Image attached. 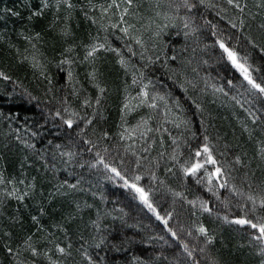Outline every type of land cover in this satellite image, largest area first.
<instances>
[{
  "label": "trees",
  "instance_id": "trees-1",
  "mask_svg": "<svg viewBox=\"0 0 264 264\" xmlns=\"http://www.w3.org/2000/svg\"><path fill=\"white\" fill-rule=\"evenodd\" d=\"M168 2L132 0L129 6L128 0H0V73L9 77L0 76V264H87L81 245L94 258L98 254L115 264H264V244L253 239L258 230L232 223L246 212L255 223L264 210L248 211L251 202L242 210L244 196L230 190L235 185L245 196L249 192L258 196L264 186V154L260 152L264 94L250 90L242 75L220 59L218 48H205L214 42L205 24L211 21L221 34L231 37L230 46L247 57L257 83L264 82V28L260 27L264 7H257L264 0H239L247 4L243 29L228 24L240 14L226 0H207L226 9L223 19L216 15V8L199 6L192 13L181 9V17H194L200 27L196 36L187 38L181 20L176 19L175 26L163 20L164 13L173 14ZM166 22L160 40H151L156 26ZM112 24L118 26L112 28ZM127 25H134L130 34L141 37L145 57L155 61L147 68V60L140 56L144 50L120 31ZM97 43L120 54L100 49L85 60L86 46ZM140 70L144 83L152 81L149 91L166 98L170 115L163 128L167 131L150 133L147 143L121 141L122 125L131 128L142 116L155 115L149 123L156 128L165 110L164 102L158 101L157 112L142 107L121 120L125 98L136 103L131 98L137 96L140 85L132 80L134 75L139 78ZM93 72L95 79L89 75ZM85 99L91 107L84 106ZM57 111L64 120L76 121L73 112L89 117L96 112V116L81 138L77 133L84 128L83 122L76 121L69 129L55 116ZM105 132L106 139L102 138ZM205 136L229 174V186L219 190V198L207 191L206 182L196 183L203 170L196 177H185L170 159L174 149L181 164L190 154L194 157ZM88 139L95 148L83 143ZM58 144L63 147L57 149ZM128 144L133 149L126 152ZM145 147L147 153L142 151ZM69 150L77 153L71 162L60 155ZM97 151L122 173L126 170L130 180L133 175L142 176L139 186L152 190L151 201L167 225L134 198L132 190L122 187V181L108 179L102 165L90 167ZM137 156L143 157L139 168ZM199 159L203 162V157ZM207 169L214 170L212 165ZM77 183V188L69 187ZM188 201H196L195 207ZM202 201L210 211L201 208ZM97 220L99 232L93 224ZM200 226L207 235L199 233ZM101 234L107 238L101 249L89 247L93 237ZM29 237L37 256L25 244ZM112 245H120L121 250L115 251ZM57 246L65 252H58Z\"/></svg>",
  "mask_w": 264,
  "mask_h": 264
},
{
  "label": "snow or ice",
  "instance_id": "snow-or-ice-1",
  "mask_svg": "<svg viewBox=\"0 0 264 264\" xmlns=\"http://www.w3.org/2000/svg\"><path fill=\"white\" fill-rule=\"evenodd\" d=\"M65 2L67 3V0H65ZM131 3H132V0H128L129 6L131 5ZM226 3L231 8L236 9L238 13L240 14L235 19H229L228 24L231 26L232 29H237L238 27L240 29H243L245 25L244 12H245V8L247 7V4L241 5L239 0H226ZM47 6H48L47 4L44 5V7H47ZM67 6L68 8H71L72 4L68 3ZM111 6L112 5H109V7ZM199 6H203L205 8L219 9L216 12L217 16H221V13L226 11V9L220 8L219 5L209 3L207 2V0H169L167 4V8L173 14L169 15L168 13H164L163 20L167 22H172L173 26H175L174 21L176 19H179L182 21V24H183L185 38L189 37L190 35L196 36L197 33L200 32V27L196 25L194 17L189 16L187 14L181 17L179 13L181 9L186 10L187 13H192ZM157 7H161V5L158 3ZM257 7H264V4H258ZM127 11L128 10L126 8L124 10V13L121 14V17H120L121 23L124 22V15L127 13ZM36 14L39 15L40 13H36ZM157 15L160 16L161 14L158 12ZM221 18L223 19L225 17L221 16ZM167 22L156 26L155 31L150 37L151 40H154V41L160 40L163 34V30L168 27ZM205 24L210 26L211 36L214 38L213 44L211 46L205 45V48L207 47L218 48L219 53H220V59L228 62L235 70H237L242 75L243 79L247 81V84L250 86V90H256L257 92L264 94V82L257 83L256 79L253 78L251 71H250V66L247 64V57H241L240 54L236 51L235 47L230 46L229 41L231 37H226L223 34H221V31L218 28V26L216 24H212L211 21H205ZM117 26L118 25L116 24L111 25L112 28H116ZM260 27L264 28V24L260 25ZM133 28H134V25H127L126 27L120 28V31L123 32L125 36H128L130 39L134 40L135 43L140 45V47L144 50L141 52L140 56L142 60H145V59L147 60V63L144 65V67L147 68L150 64L155 63V61L152 60L151 57H145L144 53L147 51V48L145 47V42L141 39L140 36L130 34V29H133ZM86 48H87L86 55L84 57L85 60H88L90 57H94V55L100 49L115 51L117 52L118 55L120 54L118 49L106 48L105 44H102V43H97V44H93L90 46H86ZM129 51L131 52L132 55H136L135 52H132L131 48H129ZM193 51H195V49ZM159 58L160 57L157 56L156 60H159ZM171 59L175 60L176 57L173 56ZM120 63L123 65L124 60L121 59ZM71 75L72 74L69 73L70 78H71ZM89 75L92 79L96 78L95 72L90 73ZM0 76H2L5 80L9 79V77L4 75L3 73H0ZM143 81H144V72L143 70H140L139 78H137L134 75L133 80H132L133 85H137V84L140 85V91L138 92L137 96L131 98V100L136 101V103L132 104L129 102L128 97L125 98L126 102L123 104V107L121 109V113H122L121 120H124L127 114L135 111L138 108H142V107H147L148 109L153 110L154 113L157 112V110L159 109L158 101L164 102L165 110L163 111L160 121L157 124L156 128L151 127L149 123L150 121L156 119L155 115H148L147 118L142 116L137 121V123L131 128L123 127L122 125L121 126L122 131L119 133V137L121 141H127V140L134 141L136 139H139L147 143V139L150 133L167 131L166 128H163V124H166L169 122L168 117L170 115V111L168 109L166 98L165 96L160 95L159 93H152L149 91V87L150 85H152V81L149 80L148 83H144ZM189 83L191 82L189 81ZM228 83L231 84L232 82L228 81ZM96 87L99 88V85L97 84ZM181 87H183V85H181ZM193 87H195L194 84H193ZM184 90L187 91L186 88ZM99 91L103 93L105 90L103 88H99ZM217 91H222V89H217ZM100 99H101L100 96L96 98L97 105L100 104ZM193 103H195V101H193ZM84 106L91 107L90 100L85 99ZM196 108L199 110L201 106L199 104H196ZM64 111L67 112L68 109L65 108ZM71 115L76 118V121L83 122L84 128H81L80 131L77 133L78 136L83 138L85 129L88 126L93 124V121L96 116V112H93L91 117L87 115L80 116L79 113H76V112L71 113ZM55 116L60 117V119L64 121V124L67 125L69 129H71L73 127L74 122H76L73 119L64 120L63 116H61L60 111H57L55 113ZM171 122L175 123V119H173ZM184 123L186 125L188 124L187 121H185ZM176 126L179 127V124H177ZM33 135H36V133H33ZM107 137H108V133L107 132L103 133L102 138L106 139ZM17 138L19 139V137ZM70 143L72 142L70 141ZM83 143L92 145V148L96 147V144H94L93 141L90 139L84 140ZM153 143H155V141H153ZM161 143H163L162 140H161ZM173 143L174 144L177 143L175 139H173ZM30 147H34V146L30 145ZM55 147L57 149H60L63 146L58 144ZM92 148H89L88 151H92ZM132 149H133V144H128L125 147L126 152ZM103 151L107 153L108 150L105 148L103 149ZM142 151L147 153L149 151V148L145 147L142 149ZM213 151L214 149H213V146L210 144L209 137L205 136L203 144L198 146L194 152L195 159L193 155L190 154L189 157L185 159L184 162L181 164L178 159L177 149L173 150V153L170 159L175 164L179 165L180 170L183 172L185 177H188V176L196 177L197 174L201 170H203V176L198 178L196 180V183L201 184V183L206 182L207 191L217 196V198H219L218 196L219 190L222 188H227L229 186V182H228L229 174H228L227 168L224 165H222L220 162H218V160L215 158V156L213 155ZM260 152L261 154H264V148H261ZM132 154L136 155V152L133 151ZM60 155L62 157L67 156L68 157L67 162H71L74 159V157L77 155V153L69 150L67 152H60ZM95 155H96V161L95 163L91 164L90 167L95 168V167L102 165L103 168L107 171V173H109L107 177L108 179H111L114 181L115 180L122 181L123 182L122 187L132 190L135 194L134 198H137L150 212H153L156 215L157 219L163 220L164 224L167 225L168 223L167 220H164V218L159 215V213L156 211V208L154 207L151 201L152 190L151 189L146 190L144 187L139 186L138 182L142 179V176L133 175L130 180L128 176L126 175V170L125 172L122 173L118 167H115L110 162H107L105 160V157L102 156L99 151H97ZM161 155L163 154L161 153ZM221 155H224V153H221ZM200 157H203V162H201V160L199 159ZM142 159H143L142 156L136 157V167L137 168L141 166ZM123 163H124L123 160H121L120 164L123 165ZM156 163L158 166L159 162L157 161ZM235 163L236 164L241 163L239 156L235 158ZM207 165H212L214 170L209 171L207 169ZM81 167H83V165H81ZM152 178L155 179V176L153 175ZM0 182H2V179H0ZM78 183L69 185V187L75 189L78 187ZM251 187L252 185L249 184V188ZM230 190L232 192H236L237 195L244 196L245 203L240 205L242 210L246 207L248 202H251V205H252L251 209H249L248 211L255 213L257 210V207L264 210V186L260 187V190H259L260 194L258 196L252 194L251 192H249L245 196L244 193H241L237 190L235 185H232ZM174 195H180V193H174ZM17 198L23 199V197H17ZM188 203L193 205V207H195L196 201H188ZM201 208L204 211H210V209L206 205V202H203V201L201 202ZM169 216H171V213H169ZM35 219L36 217H33V220ZM225 219H227V217H225ZM98 220L94 221L93 224L97 227V230L99 232ZM256 221L257 222L253 223L251 219H248L247 212H246L244 217L235 219L234 221H232V223H235L238 225H249L252 229L258 230L259 234L254 236L253 239L261 242V244H264V216H257ZM168 231L172 232L171 229H168ZM198 231L201 234L207 235V229L204 228L203 226H200ZM172 235L176 236V233L172 232ZM106 239L107 238L103 236L102 234L98 235L97 237H93V241L91 244H89V247H93L95 249H101V247L105 244ZM25 244L27 248L32 252L33 256L39 255V253L37 252V249L33 247L31 244V237H29L28 240L25 241ZM69 247H71V245H69ZM112 248L117 252L121 250L120 245H112ZM184 249L185 251H188L187 245H184ZM9 251H11V249H9ZM57 251L60 253H64L65 249L57 246ZM262 251H264V248H262ZM81 254H82L83 259L87 262V264H115V261H109L105 257H101L98 254L94 258L89 253L88 248H85L83 245H81ZM45 255L47 256V253H45ZM189 255H191L190 252H189ZM50 264H57V262L50 261ZM140 264H142V262H140Z\"/></svg>",
  "mask_w": 264,
  "mask_h": 264
}]
</instances>
